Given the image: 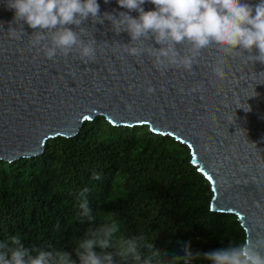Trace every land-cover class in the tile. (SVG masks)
<instances>
[{
  "label": "water",
  "instance_id": "95a60500",
  "mask_svg": "<svg viewBox=\"0 0 264 264\" xmlns=\"http://www.w3.org/2000/svg\"><path fill=\"white\" fill-rule=\"evenodd\" d=\"M98 3L101 16L126 11L117 0ZM14 15L0 0V161L40 156L48 140L74 137L100 115L115 126L149 125L190 148L211 184L212 210L235 214L245 230L264 229V209L254 207L257 200L264 204V73L256 75L264 64L211 49L193 73L157 69L147 55L109 45L129 42L126 32L117 35L109 21L90 19L83 26L100 42L95 60L85 63L75 53L49 60L29 44L33 29L26 23L21 39L11 34L9 27H18ZM218 59L223 79L213 74ZM149 84L152 94L145 91ZM196 86L202 91L192 92Z\"/></svg>",
  "mask_w": 264,
  "mask_h": 264
},
{
  "label": "trees",
  "instance_id": "16d2710c",
  "mask_svg": "<svg viewBox=\"0 0 264 264\" xmlns=\"http://www.w3.org/2000/svg\"><path fill=\"white\" fill-rule=\"evenodd\" d=\"M212 198L186 144L100 115L74 137L48 140L40 156L0 161V244L18 236L30 248L71 252L95 218H116L124 233L169 255L185 243L194 253L239 243L241 222L212 210Z\"/></svg>",
  "mask_w": 264,
  "mask_h": 264
},
{
  "label": "clouds",
  "instance_id": "9594fccd",
  "mask_svg": "<svg viewBox=\"0 0 264 264\" xmlns=\"http://www.w3.org/2000/svg\"><path fill=\"white\" fill-rule=\"evenodd\" d=\"M5 3L14 10V22L18 25L9 27L11 34L21 39L26 23L33 29L29 44L49 60L75 53L85 63L94 61L100 42L83 26L90 19L93 25L107 20L114 33L126 32L131 38L127 43H103L121 47L133 57L147 55L157 69L182 68L193 73L202 53L211 49L242 54L249 62L264 64V0L255 4L247 0H117L126 11L114 9L102 16L98 0H5ZM146 3L154 8L145 10ZM133 11L138 15H131ZM245 50L248 55H244ZM223 65L224 60L218 59L213 68L217 78L225 77ZM262 73L256 74L257 77ZM145 91L152 94L155 88L149 84ZM191 91L202 88L196 86ZM254 207L264 209V204L257 200ZM82 209L85 217L93 216L87 204ZM88 222L89 227L73 238L71 252L30 248L13 236L9 243L0 244V264H195L200 260L211 264H264V229L249 227L239 243L230 242L217 250L194 253L191 244L185 243L169 255L155 248L154 243L143 245L144 238L140 235L124 233L116 218H95Z\"/></svg>",
  "mask_w": 264,
  "mask_h": 264
}]
</instances>
